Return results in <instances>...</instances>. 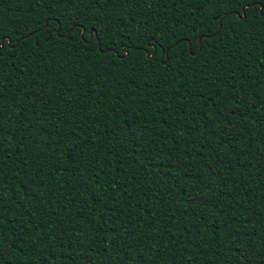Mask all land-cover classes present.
I'll list each match as a JSON object with an SVG mask.
<instances>
[{"label":"trees","instance_id":"obj_1","mask_svg":"<svg viewBox=\"0 0 264 264\" xmlns=\"http://www.w3.org/2000/svg\"><path fill=\"white\" fill-rule=\"evenodd\" d=\"M224 8L0 0L4 30L56 12L112 46L37 31L5 50L0 264H264V17H230L231 32L167 64L140 54L145 32H200Z\"/></svg>","mask_w":264,"mask_h":264},{"label":"snow or ice","instance_id":"obj_2","mask_svg":"<svg viewBox=\"0 0 264 264\" xmlns=\"http://www.w3.org/2000/svg\"><path fill=\"white\" fill-rule=\"evenodd\" d=\"M45 2L47 3V0H45ZM89 2L94 6L100 4V0H89ZM105 2H107V0H105ZM205 2L210 3L212 0H205ZM216 2L225 5L223 12L209 15L204 22L207 24V27L202 23L200 25V32H196L194 28H190L187 32L179 31L173 33L163 42L145 32V43L142 46L140 54H142L146 60L155 59L157 63L163 60L164 63L167 64L168 61L176 56V52L173 50L174 48L182 51H189L190 49L200 50L206 47L207 42L214 36L225 31L231 32L233 30V23L232 20L229 19L230 17L236 20L246 21L249 16H251L252 12H256L258 15L264 17V0H216ZM62 17V13L58 16L56 12H50L44 16L43 19L45 22L31 21V23L36 24V27L24 33H21L18 29L4 30V28L0 26V60L3 59L6 49L14 51V46L21 47L25 45L27 41L32 39V35H35L37 31L44 34L45 38H47L48 35L55 36L63 32L64 35L61 37L62 39L77 40L81 48L87 49L89 45L95 43L96 49H103L105 55H107L109 51H112L111 45H109L107 49L104 48V42L108 40L109 37L103 28L97 30L94 25L90 27L84 26L83 22L78 19L67 21L62 19ZM29 32L32 33V35H29ZM165 45H167L166 48ZM130 47L129 45L128 48ZM130 54V51L127 49L113 53L114 57L120 59H127ZM236 235L239 236L240 233H236ZM248 235H251V233ZM235 243L236 248L233 250L239 251V241L237 240ZM240 259L243 260V256H241ZM260 259H264V256ZM248 264H251V262H248Z\"/></svg>","mask_w":264,"mask_h":264},{"label":"water","instance_id":"obj_3","mask_svg":"<svg viewBox=\"0 0 264 264\" xmlns=\"http://www.w3.org/2000/svg\"><path fill=\"white\" fill-rule=\"evenodd\" d=\"M64 35V34H63Z\"/></svg>","mask_w":264,"mask_h":264}]
</instances>
